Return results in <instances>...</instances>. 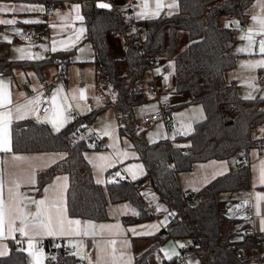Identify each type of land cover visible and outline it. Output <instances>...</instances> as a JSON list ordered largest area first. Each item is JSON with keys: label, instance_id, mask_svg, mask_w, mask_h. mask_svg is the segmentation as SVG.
I'll use <instances>...</instances> for the list:
<instances>
[{"label": "crops", "instance_id": "1", "mask_svg": "<svg viewBox=\"0 0 264 264\" xmlns=\"http://www.w3.org/2000/svg\"><path fill=\"white\" fill-rule=\"evenodd\" d=\"M111 1L112 6L124 10L130 32L136 30L138 20L170 15L178 9L169 7L174 2L178 4L177 0H161L163 7L158 12L157 0ZM75 5H79L78 11L75 10ZM50 7L53 12L45 17V5L38 0H0V9H8L7 12L0 11V20L11 19L17 22L12 25L0 24V41L8 42L10 60H40L43 47H47L51 53L70 52L66 71L61 74L62 80L57 77L59 67L55 61L44 66L40 73L28 67L16 68L12 75L0 76V92L7 93L11 101L5 107H0V116L8 115L6 130L10 149L0 151V204L4 210L0 257L9 254L10 243L19 234L20 250L27 256V264H35L36 259H39L40 264H47V253L44 249L46 241L52 245L57 241L62 242L78 257L79 262L85 264H133L136 256H145L147 261L150 250L158 254L159 264H162L164 259L175 257L181 245H189L186 240L187 244L179 245V239L171 237L154 243L153 237L165 229L171 215L167 206L158 199L151 178L145 176L144 165L139 160L131 140L119 133L111 107L98 111L81 128L79 137L92 133L104 146L101 150L85 151V159L98 184H105V173L112 168L115 179L139 180V193L145 208L148 210L150 206H154L149 219L128 224L123 222L122 218L138 216L137 210L127 201L108 204L109 219L103 222L69 217L66 209L67 175L54 176L39 195L35 189L37 171L64 159L66 152H11V124L14 121L33 119L47 123L56 131L52 121L57 119L56 113L59 110L61 116L57 123L61 130L71 120L66 116L67 111L83 116L92 109H98L102 103L95 87L94 50L86 38L81 4L56 3ZM24 20L36 22L25 24ZM30 25H45L48 31L46 45H29L25 41L22 29ZM120 36H107L111 55L118 60L123 59L126 50L125 40ZM261 42H264V0H255L248 9L246 23L235 28L234 66L225 73L227 81H235L238 94L243 98H264V84L258 83V72L264 68L259 63L264 61V53L260 51ZM164 63L158 62L155 72ZM150 70L153 76L152 69ZM153 77L158 81V86L160 80H163V92L154 99L146 91L149 100L134 107L136 118L145 128L144 140L149 144L166 140L172 146L184 149L188 145L187 137L193 131L194 124L204 118L203 108L199 103H190L189 94L186 92L168 91L170 74L169 78L168 75L160 74ZM163 102L170 106L167 117L150 124L143 123L142 116L153 113ZM3 127L0 125V128ZM259 138H264V134ZM242 163L236 157L195 162L190 170L178 173L180 188L185 194H197L215 178L237 171ZM249 171L248 189L222 192L219 199L223 202L227 215L239 219L234 226L235 231L241 233L245 228L254 227L257 233H261L264 232V145L250 150ZM41 200L44 201L43 204L39 203ZM231 200L239 201V211L232 210L235 205L230 203ZM246 211L252 212V220L245 217ZM70 221H79V224ZM15 223L18 225L15 226ZM29 244L32 245L31 248ZM258 252L260 261L257 262L249 256L247 264H264V241L258 247ZM186 264H200L192 251Z\"/></svg>", "mask_w": 264, "mask_h": 264}, {"label": "trees", "instance_id": "2", "mask_svg": "<svg viewBox=\"0 0 264 264\" xmlns=\"http://www.w3.org/2000/svg\"><path fill=\"white\" fill-rule=\"evenodd\" d=\"M255 0H177L178 9L170 15L138 20L136 30L130 32L125 12L112 6L99 9L95 2H83L81 12L86 26V38L94 50L95 87L101 105L82 116L70 120L59 131H53L44 122L33 119L14 121L11 124V152H66L64 159L36 173V193L59 174L68 177L66 209L69 217L92 222L109 219L107 205L129 202L138 212L135 218H122L125 223L149 219L151 216L139 193V180L115 179L114 168L105 173V184H98L84 152L101 150L104 146L92 133L79 137L84 124L96 113L111 107L115 113L119 133L127 136L137 151L151 178L158 199L171 215V221L157 236L154 243L165 238L186 240L189 249L200 264H247L255 251L261 233H238L234 226L238 218L226 213L219 199L222 192L248 189L250 184L249 151L260 146L264 138L252 135L264 124V98H243L238 94L234 80L227 81L225 73L233 68L235 28L220 24L222 16H230L239 26L248 19V9ZM112 5L113 1H109ZM185 33L188 43L182 45L179 35ZM121 35L126 50L123 59L112 57L107 36ZM9 44L0 41V76L12 75L14 69L32 67L41 69L54 61L63 75L70 52L53 53L34 61L10 60ZM159 60L172 61L174 91L189 94L190 103L201 104L204 118L195 123L188 135V145L172 146L166 140L147 143L142 126L134 114V107L146 103V80L150 69ZM263 74H264V68ZM240 158L243 163L235 172L219 176L195 194L197 200L184 204L185 194L179 185L178 173L190 170L193 163L209 159ZM193 239L199 243L195 247ZM47 264H80L78 257L62 242L44 244ZM246 258H237L238 252ZM25 254L10 243L9 254L0 257V264H27ZM133 264H147L145 256L135 258ZM162 264H175L174 257Z\"/></svg>", "mask_w": 264, "mask_h": 264}, {"label": "built area", "instance_id": "3", "mask_svg": "<svg viewBox=\"0 0 264 264\" xmlns=\"http://www.w3.org/2000/svg\"><path fill=\"white\" fill-rule=\"evenodd\" d=\"M42 2L45 5V12L44 16H50L53 12L51 9V4H56V3H67V2H77V3H83V2H97V1H106L109 2L111 0H38ZM110 3V2H109ZM134 34L139 35L137 30L133 31ZM22 35L24 36L25 41L29 45H46L48 41V31L45 25H30L27 27H24L22 29ZM53 53L49 51L47 47H43V49L40 52V57L46 58L50 57L52 59ZM153 66H155V63H153ZM57 77L59 79H63L61 76V73L59 70H57ZM258 83L259 85L264 84V74L263 70H259L258 72ZM164 90V83L163 80H160V86H157L156 84V78L152 77L150 81L148 82V85L146 87V91L149 94L151 98H158L160 94ZM170 110V106L167 102H163L160 104L159 108L155 110L153 113L145 114L142 116V122L146 124H150L152 122L158 121L160 119H164L167 117V114ZM66 116L71 119V120H78L82 119V115L79 113L73 112V111H67ZM261 145H264V142L261 143ZM185 149H181V153H185ZM197 200L195 194L191 195H185L183 197V202L184 204L188 202H195ZM154 209V206H150L147 210L148 214L152 213V210ZM245 217L249 220L253 219V214L251 211H246L245 212ZM169 220L171 221V217H169ZM18 223H15V226H17ZM243 233H255L254 227H248L242 230ZM20 240L21 237L19 234H16L14 241H13V246L14 249L20 250ZM262 243V238L260 237V240L256 243V248L255 251L250 255L251 259L259 262L261 259V256L258 252V247ZM191 257V250L188 248V246H183L178 248L177 254L174 257L175 264H186L189 258ZM237 258L243 259L246 258V254L242 251L237 253ZM25 261H28L27 256L25 255L24 257ZM80 264H85L84 262H80Z\"/></svg>", "mask_w": 264, "mask_h": 264}, {"label": "snow or ice", "instance_id": "4", "mask_svg": "<svg viewBox=\"0 0 264 264\" xmlns=\"http://www.w3.org/2000/svg\"><path fill=\"white\" fill-rule=\"evenodd\" d=\"M98 6L100 8H110L111 7L109 4H105V3H100ZM161 7H163V5L161 3V0H157V4H156L157 12L159 11V9ZM169 7H178V4H176L174 2L173 4L169 5ZM74 8H75V10L78 11L79 5H75ZM145 8H147V4H145ZM0 11L7 12L8 9H0ZM145 14L146 13H141V15H145ZM152 14L155 15L156 13H152ZM254 19H255V17H254ZM35 22L36 21H31V20H24L23 21V23H25V24L35 23ZM15 23H17V22L15 20H11V19H9V20H0V24L12 25V24H15ZM250 43H251V41H250ZM53 51H55V49H53ZM260 51L262 53H264V42H261V44H260ZM259 63H260L261 66H264V61H260ZM10 102L11 101H10V98H9L8 94L0 92V107H5ZM53 103H55V98H53ZM60 116H61V111L58 110L57 113H56L57 119ZM57 119H53L52 124H53V127L56 129V131H59L60 130V126L57 123ZM7 120H8V115L7 114H5L3 116H0V125L4 126L3 128H0V151H8V150H10L9 147H8V137H7V130H6ZM39 203L43 204L44 201L41 200V201H39ZM49 223H51V222H49ZM70 223L79 224V221H70ZM3 227H4V210H3L2 204H0V235H3ZM262 230H264V229H262ZM21 231H23V229H21ZM31 247H32V245L29 244V248H31ZM181 247H183V245H181ZM169 258H171V257H169ZM35 264H40L39 259H36Z\"/></svg>", "mask_w": 264, "mask_h": 264}, {"label": "rangeland", "instance_id": "5", "mask_svg": "<svg viewBox=\"0 0 264 264\" xmlns=\"http://www.w3.org/2000/svg\"><path fill=\"white\" fill-rule=\"evenodd\" d=\"M129 18V14L127 15V19ZM220 24L221 25H224V26H230V25H232L233 27H238L239 25L236 23V21L235 20H233L230 16H222L221 18H220ZM139 33V36L140 37H142L143 36V32L142 31H139L138 32ZM110 35H113V36H118V35H114V34H110ZM120 37H122V36H120ZM179 40H180V42H181V44L182 45H184V44H187L188 43V40H187V37H186V35H185V33H182L181 35H179ZM164 61L165 60H159L158 62L160 63V64H162V63H164ZM159 64V65H160ZM163 66V67H162ZM155 67L156 66H153L151 69H152V72H153V76H155V75H158V74H160V75H168V78H169V74H170V84H169V86L167 87V89H168V91H173V92H175L174 91V72H173V63H172V61L170 60V61H167L166 63H164L163 65H161L160 66V69H158L157 70V72H155ZM161 70V71H160ZM155 73H157V74H155ZM147 77V79L146 80H149L150 81V79L153 77V76H151V70H150V72H149V74L148 75H146ZM163 77H165V76H163ZM239 80H242V79H239ZM156 84H157V86H158V81H156ZM176 93V92H175ZM86 124H84L83 126H85ZM254 132H252V135L254 136V137H257V138H259V136H262L263 134H264V124H261V125H259L258 127H256L255 128V130H253ZM250 152V151H249ZM230 203H232L233 205H235V206H233L232 207V210L234 211V212H237V211H239L240 209H239V201H237V200H231L230 201ZM241 204H242V202H241ZM245 206V205H244ZM179 245L182 243H186L185 242V240H182V239H179ZM169 243H171V241H169ZM172 244V243H171ZM187 244V243H186ZM173 245V244H172ZM170 256V254L168 255V257ZM171 257V256H170ZM170 259V258H169ZM147 261H148V264H159V256H158V254L157 253H155V252H152V250H150V252L147 254Z\"/></svg>", "mask_w": 264, "mask_h": 264}, {"label": "water", "instance_id": "6", "mask_svg": "<svg viewBox=\"0 0 264 264\" xmlns=\"http://www.w3.org/2000/svg\"><path fill=\"white\" fill-rule=\"evenodd\" d=\"M100 3L109 4L111 7H110V8H100V7L98 6ZM95 5H96V7L99 8V9H111V8H112V5H111L109 2H106V1H97ZM192 241L194 242L195 247H198V246H199V243L197 242L196 239H193Z\"/></svg>", "mask_w": 264, "mask_h": 264}]
</instances>
